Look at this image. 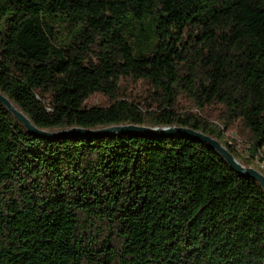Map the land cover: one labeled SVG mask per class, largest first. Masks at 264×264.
I'll list each match as a JSON object with an SVG mask.
<instances>
[{
    "label": "trees",
    "instance_id": "obj_1",
    "mask_svg": "<svg viewBox=\"0 0 264 264\" xmlns=\"http://www.w3.org/2000/svg\"><path fill=\"white\" fill-rule=\"evenodd\" d=\"M0 92L39 129L238 127L255 158L264 0H0ZM0 264H264V188L189 136L48 138L0 102Z\"/></svg>",
    "mask_w": 264,
    "mask_h": 264
},
{
    "label": "water",
    "instance_id": "obj_2",
    "mask_svg": "<svg viewBox=\"0 0 264 264\" xmlns=\"http://www.w3.org/2000/svg\"><path fill=\"white\" fill-rule=\"evenodd\" d=\"M0 102H2L8 109L14 114V116L23 124L29 131L34 134L41 135L44 137H59L70 133H83V134H102V133H145L150 135H183L192 137L198 141L205 142L208 145L217 149V151L224 157V159L235 169L238 173L242 175H248L257 179L264 188V173L260 170L245 166L241 163L237 157L219 140L213 138L212 136L202 132L197 131L192 128L184 126H145V125H113L101 129H86L75 127L69 130H59V131H49L45 129H39L33 125L31 120L19 111L10 100L0 92Z\"/></svg>",
    "mask_w": 264,
    "mask_h": 264
},
{
    "label": "rangeland",
    "instance_id": "obj_3",
    "mask_svg": "<svg viewBox=\"0 0 264 264\" xmlns=\"http://www.w3.org/2000/svg\"><path fill=\"white\" fill-rule=\"evenodd\" d=\"M61 34H66V29H60ZM124 34L129 38L131 37V42L136 53L140 51H150L153 50L158 43V38L155 33V24L149 20H130L127 27L124 29ZM134 92H142L138 87L133 89ZM90 103L99 105H108L109 100L101 94L94 95ZM223 139L221 143L223 145L229 143L233 148L235 153L238 155V160L243 163V159L250 157V141L243 134L244 132L238 128L234 127L232 129H227L223 125L221 126ZM243 132V133H242ZM252 165L258 170L264 169V149L261 154L255 158H251ZM244 164V163H243ZM245 165V164H244Z\"/></svg>",
    "mask_w": 264,
    "mask_h": 264
}]
</instances>
